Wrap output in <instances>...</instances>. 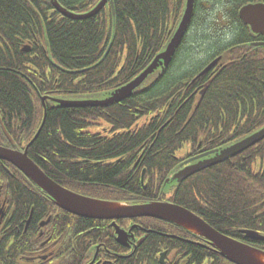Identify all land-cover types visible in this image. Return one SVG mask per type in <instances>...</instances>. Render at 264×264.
<instances>
[{"label": "trees", "instance_id": "trees-1", "mask_svg": "<svg viewBox=\"0 0 264 264\" xmlns=\"http://www.w3.org/2000/svg\"><path fill=\"white\" fill-rule=\"evenodd\" d=\"M56 1L78 15L99 2ZM112 1L114 12L108 2L96 15L74 19L62 15L50 0H0V117L14 140V145L9 144L0 124V146L24 149L44 120L28 147V156L52 180L86 195L111 200L125 196L124 202L132 194L148 200V193L143 194L140 187L143 168L145 174L159 177L149 178V185L165 195L172 187L165 180L178 164L173 154L185 142H192L195 150L198 142V150L220 149L264 126V47L250 45L256 38L238 17L240 6L250 1L230 0L218 10L227 16L219 25L231 32L230 39L202 49L211 42H206L209 38H189L204 26L197 19L200 7L213 6H199L195 1L190 24L169 65L151 75L131 96L105 107L58 106L51 99L106 97L134 79L165 47L185 4V0ZM199 41L204 44H197L195 50L205 52L203 59L180 74V56H186V49L191 51ZM213 57L230 64L208 82L199 101L200 96L191 97L187 88L197 87L198 93L204 88L202 79L207 73L199 74ZM180 62L184 68L185 61ZM42 97H47L45 114ZM193 177L186 182L191 183L187 194L197 190L216 210L218 219L264 232V139ZM0 180L8 192L9 206L24 220L29 207L41 199L40 189L4 160H0ZM210 217L215 220L214 215ZM144 220L156 229L148 235L153 245L165 244L161 237L166 234L161 233L169 232V224ZM78 223L84 229L100 224L85 219ZM6 232V225L0 224V264H20L18 249L23 251L20 244L26 235L6 250ZM165 239L179 243L175 238ZM157 248L151 258L144 254L150 261L146 264H159L153 259H157ZM204 253L209 254L195 249L198 262ZM143 259L137 264L144 263Z\"/></svg>", "mask_w": 264, "mask_h": 264}, {"label": "flooded vegetation", "instance_id": "flooded-vegetation-1", "mask_svg": "<svg viewBox=\"0 0 264 264\" xmlns=\"http://www.w3.org/2000/svg\"><path fill=\"white\" fill-rule=\"evenodd\" d=\"M195 1L199 6H213L215 4L212 0ZM216 1L223 2L224 0ZM248 1L258 2L261 0H246L245 2ZM240 2L241 1L237 3ZM254 37L256 39L249 43L259 42L263 39L262 35ZM216 58L213 57L207 64H210ZM207 64L202 69H204ZM229 64L230 62L222 63L219 60L218 63L214 65V67L206 72L207 75L202 79L205 81L203 82L205 92L208 82L213 79L215 75L219 74L223 67H226V65ZM195 79H193L192 82H195ZM187 89L190 91L189 95L191 97L198 94L200 96L199 101L205 94V92L202 94L203 89H200L198 93L197 87L195 89ZM176 112H178V109ZM199 146L200 142H198L195 150V146L192 142H185L183 146L177 150V154H173L175 161L178 162L177 169L175 171H171L170 175L167 177L171 178L184 166L193 162L196 157L219 149L212 147L215 149L202 151L201 148L199 150L197 149ZM194 151H196V153ZM237 155L227 158L223 161L232 159ZM210 156L212 155H209L208 157ZM223 161L219 163H222ZM216 164H213L209 167H212ZM202 170L188 176L182 182L177 183L176 181H172V183H170L172 187H170L169 192L165 195H161L157 194L159 189H154L149 185V178L159 177L145 174L146 168H143L141 174H139V177L141 178L140 187L143 194L148 193V200L133 198L132 194L128 195L129 200L124 202L123 200H125L127 197L120 195L119 196L121 199L111 200L104 195H86V192L83 193L78 191L76 188H68L67 185L64 186L63 184H59L74 193L94 199L119 202L128 205L146 202H164L179 206L201 219L203 222L208 224L211 228L218 231L222 235L242 244L248 245L249 247L264 251V246L260 245V241L264 242V239H252L247 237L246 232L244 233V231H252L254 233H258L264 238V232L261 229L257 230L239 226L235 222L226 224V220L218 219L219 215L217 214L216 210L214 211L212 206L208 204L207 200L201 194H199L197 190L193 188L191 194H187V188L191 187V183L186 182L191 180V178H194L193 175L201 172ZM154 181L157 183V180ZM3 186L4 185L0 180V224L4 223V225H6V233L9 235V239H7L5 245L6 250L8 246L14 243V241L18 242L24 235H26L23 242L20 244L24 245L23 251L21 252L18 249V252L21 253L18 260L20 264H137L138 262L142 261V257H144V263L142 264H146V262L149 263L150 261L146 259L144 254H147L148 258H151L155 253V251H153L155 247H158V254L156 255L157 259H153L159 264H215L216 262L217 264H224L221 261L222 258L226 261H224L225 263L228 262L230 264H234L224 258V256L221 255L220 250L212 246L210 241L206 238L199 236L198 234H194L189 230L169 221L153 217L106 219L78 216L56 206L50 197L41 190L38 191V194L41 198L39 202L29 207L27 210V216L24 220L20 219V217H17V215L14 214V208L9 206L10 199L7 197L8 192L4 191ZM191 195L194 196V200L191 198ZM155 197L156 199H154ZM36 204H38L37 212H35ZM64 214H67L66 218L63 217ZM210 215H214L215 220H213ZM80 219L92 220L96 223L100 222V224L96 225L92 229H84L79 226L78 221ZM144 219L159 220L169 224V227L166 228L169 232H164L161 234H166L163 236H165L167 240H170L168 239L170 237L177 239L180 244L169 243V241H166L165 237H161L165 244L154 246V240L148 235L149 233L152 235L153 231L151 230L156 229L148 227L145 222L146 220ZM224 230H230L232 233L228 234L224 232ZM27 231L28 233L26 234ZM236 231L240 232V237H238ZM180 233H184L183 237H179ZM188 245L195 246V248L193 247L189 249ZM169 246L175 248H171ZM176 248H178V250ZM197 248L200 250L205 249V251L209 252L208 255L204 253V258L199 262V257H195V249ZM200 254H203V252ZM214 255L220 260L218 259L215 261V258L213 257Z\"/></svg>", "mask_w": 264, "mask_h": 264}, {"label": "water", "instance_id": "water-1", "mask_svg": "<svg viewBox=\"0 0 264 264\" xmlns=\"http://www.w3.org/2000/svg\"><path fill=\"white\" fill-rule=\"evenodd\" d=\"M51 4L62 15L74 19H85L96 15L108 2L113 10L112 0H99V2L85 14H73L63 8L56 0H50ZM195 0H185L184 10L179 23L165 47L158 52L152 61L141 71L134 79L125 85L113 90L106 97L94 99H51L60 107H85L98 106L105 107L109 104L119 102L132 95L133 91L152 74L164 70L171 62L175 52L184 37L187 28L192 19ZM114 12V10H113ZM240 20L249 27L254 35H262L264 38V3H246L238 10ZM253 45L264 47V40L255 42ZM24 49H28L27 47ZM219 58L211 62L200 74H204L211 69ZM205 88L202 90L204 94ZM47 97H42L44 114L46 112L44 101ZM1 123V121H0ZM44 120L31 142L23 151L0 146V160H4L16 167L24 176L33 182L40 190L44 191L54 204L72 214L90 217V218H130V217H153L169 221L176 225L198 234L210 241L211 245L220 250L224 258L234 264H264V251L249 247L238 241L230 239L218 231L211 228L201 219L189 211L175 205L164 202H149L135 205H128L119 202L94 199L74 193L55 181L44 173L28 156V147L38 136ZM2 130L8 140L14 144V141L4 127ZM264 139V126L254 131L248 136L216 151L205 153L196 157L193 162L184 166L176 172L166 184L170 185L172 181L182 182L188 176L213 164L219 163L227 158L240 154L254 144ZM209 155H212L208 157ZM195 161V162H194ZM246 232L247 237L257 240H263L258 233L252 231Z\"/></svg>", "mask_w": 264, "mask_h": 264}, {"label": "rangeland", "instance_id": "rangeland-1", "mask_svg": "<svg viewBox=\"0 0 264 264\" xmlns=\"http://www.w3.org/2000/svg\"><path fill=\"white\" fill-rule=\"evenodd\" d=\"M229 1L230 0H224L223 2H217L216 0H214L215 4L213 5L212 8L203 6V7H205L206 10H204V9H202L200 7L199 13L197 15L198 16L197 19L200 20V22L204 23V26L198 24V25L202 26L201 29L198 30L197 34H194V31H193V34L191 35L189 40H194L195 39L194 36H196L197 39L198 38L200 39L201 35H204L205 39L209 38L208 40H206V42H209L211 40V42H210L211 45H209L210 44L209 43V44H205L206 46H202V49L204 48V50H207V48L209 49L215 43H220V44L226 43L230 39V33L231 32L229 30L223 28V27H222L223 29H221V27H220L221 24L219 25V22L223 20V17L227 18V16L224 14L223 10L220 13H218V10H220L221 7H223L225 4H229V3H227ZM223 25H225V22H222V26ZM201 43L204 44V41H199L198 43H196L192 47L193 49L191 51H189V52L186 49V52H187L186 56L187 57L186 56L182 57V55L180 56V61H181V59H182V61H185L183 63V67L184 68H180L181 62L179 61V65H178L179 67L177 69H179V73L180 74L181 73H187L188 69H189V67L191 65H194V64L198 63L200 60L203 59V56L205 55V52L201 51L202 53H198L197 54V51L195 50L197 44H201ZM207 45H209V46H207ZM255 47H260V46H255ZM206 52H208V51H206ZM178 59H179V57H178ZM102 125H103V123H102ZM20 150H22V149H20Z\"/></svg>", "mask_w": 264, "mask_h": 264}]
</instances>
